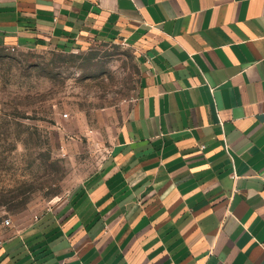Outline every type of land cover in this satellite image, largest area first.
<instances>
[{"label":"crops","instance_id":"crops-1","mask_svg":"<svg viewBox=\"0 0 264 264\" xmlns=\"http://www.w3.org/2000/svg\"><path fill=\"white\" fill-rule=\"evenodd\" d=\"M103 40L137 51V95L0 264H264V0H0V47Z\"/></svg>","mask_w":264,"mask_h":264},{"label":"rangeland","instance_id":"rangeland-1","mask_svg":"<svg viewBox=\"0 0 264 264\" xmlns=\"http://www.w3.org/2000/svg\"><path fill=\"white\" fill-rule=\"evenodd\" d=\"M12 49L0 47V244L6 220L44 213L98 169L140 85L123 40Z\"/></svg>","mask_w":264,"mask_h":264},{"label":"built area","instance_id":"built-area-1","mask_svg":"<svg viewBox=\"0 0 264 264\" xmlns=\"http://www.w3.org/2000/svg\"><path fill=\"white\" fill-rule=\"evenodd\" d=\"M13 51L15 50L14 48L12 49ZM5 225L8 226V227H11L12 223L10 220H6L5 221Z\"/></svg>","mask_w":264,"mask_h":264}]
</instances>
